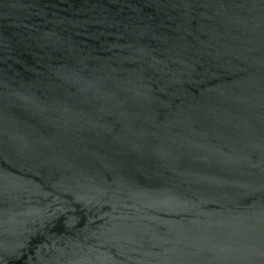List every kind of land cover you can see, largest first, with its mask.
<instances>
[{"label":"water","instance_id":"obj_1","mask_svg":"<svg viewBox=\"0 0 264 264\" xmlns=\"http://www.w3.org/2000/svg\"><path fill=\"white\" fill-rule=\"evenodd\" d=\"M0 264H264V0H0Z\"/></svg>","mask_w":264,"mask_h":264}]
</instances>
